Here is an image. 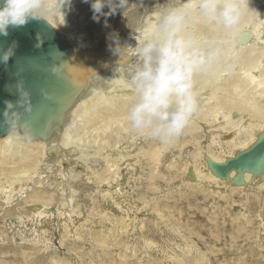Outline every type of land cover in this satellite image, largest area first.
Here are the masks:
<instances>
[{"label": "bare ground", "instance_id": "6f19581e", "mask_svg": "<svg viewBox=\"0 0 264 264\" xmlns=\"http://www.w3.org/2000/svg\"><path fill=\"white\" fill-rule=\"evenodd\" d=\"M92 2L70 0L63 13L47 17L73 49L75 64L69 76L79 88L74 103L40 138L22 128L0 138V239L56 251L68 240L79 241L83 232L95 230V218L100 227L106 224L109 232L119 229L129 238L141 223L140 210L151 207L148 194L161 174L163 152L170 147L182 152L192 145L183 183L215 191L223 199L239 193L258 201L262 226L257 241L264 253V155L255 165L256 172L233 171L227 179L218 177L210 166L248 152L264 138V0H251L253 11L229 37L219 71L197 79L198 111L182 136L168 146L138 136L126 122L131 98L127 73L134 65L127 56L120 59L112 52L109 38L116 32L121 43L135 46L154 21V8L165 0H130L144 17L142 26L133 25L120 11L107 15V6L105 15L95 19ZM140 158L149 167L141 208L133 196L146 177ZM169 170L177 168L170 164ZM80 183L92 191L85 193L93 204L88 210L77 201ZM95 195L101 198L98 207ZM152 209L158 220L172 224L173 215L164 216L159 204ZM249 225L245 217L239 232H246ZM190 241L186 238L178 253L162 252L165 259L172 264H207L206 253ZM95 243L100 251H108L105 238ZM125 260L126 256L109 264H126Z\"/></svg>", "mask_w": 264, "mask_h": 264}, {"label": "clouds", "instance_id": "9594fccd", "mask_svg": "<svg viewBox=\"0 0 264 264\" xmlns=\"http://www.w3.org/2000/svg\"><path fill=\"white\" fill-rule=\"evenodd\" d=\"M69 3L0 0V35L7 36L10 27H23L30 20L47 21ZM250 4L251 0H165L154 8V21L135 46L121 43L116 32L110 34L112 52L120 59L127 56L134 65L127 73L131 98L125 112L134 133L162 146L182 136L198 111L197 79L219 71L229 37L253 11ZM106 6L107 15L120 11L133 25L142 26L144 17L130 0H93L95 19L105 15ZM10 56L11 50L0 61L6 63Z\"/></svg>", "mask_w": 264, "mask_h": 264}, {"label": "rangeland", "instance_id": "374dc122", "mask_svg": "<svg viewBox=\"0 0 264 264\" xmlns=\"http://www.w3.org/2000/svg\"><path fill=\"white\" fill-rule=\"evenodd\" d=\"M128 139L124 142L127 143ZM166 150L161 158L162 175L157 179L153 192L148 194L147 200L151 207L140 210L139 219L142 224H136L139 228L129 238L119 229L109 232L106 224L100 227L99 218H95V230L83 232L79 241L68 240L64 247L56 251L29 247L18 239L14 241L9 238L4 242L0 239V264H56L55 261L60 264H109L112 260L120 263L124 256L126 264H172L162 252L178 253V246L184 247L186 238L206 253L207 264H264V253L257 241L258 229L262 226L261 219H258V211L262 206L258 201L247 199L239 193L229 194L223 199L215 191L185 185L183 168L190 153L194 151L192 145H188L182 152L172 147ZM140 160L144 163L141 164L142 175L146 177L142 178V184H138L133 195L139 208L142 207L139 199L146 194L147 189L145 182L148 175L145 173L149 171L145 161ZM170 164L175 165L177 170L170 171ZM79 185L77 201L88 210L93 204L85 193L92 191L85 189L81 183ZM94 198L98 207L101 198L98 195ZM155 204L162 207L164 216L169 213L173 215L171 225L157 219L152 209ZM245 217L250 220L247 233L239 232L238 227ZM173 227L179 229L180 233L173 232ZM101 238L108 242L106 253L100 251L95 243ZM115 242L124 248L118 247Z\"/></svg>", "mask_w": 264, "mask_h": 264}, {"label": "water", "instance_id": "95a60500", "mask_svg": "<svg viewBox=\"0 0 264 264\" xmlns=\"http://www.w3.org/2000/svg\"><path fill=\"white\" fill-rule=\"evenodd\" d=\"M9 50L10 59L0 61V138L19 128L40 138L77 98L78 81L69 76L75 64L71 43L47 21L30 20L0 35V56ZM263 155L264 138L248 152L210 166L227 179L233 171L256 172Z\"/></svg>", "mask_w": 264, "mask_h": 264}]
</instances>
